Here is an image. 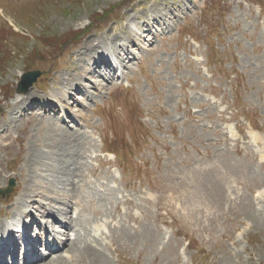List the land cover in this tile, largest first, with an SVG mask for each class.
I'll list each match as a JSON object with an SVG mask.
<instances>
[{"label":"rangeland","instance_id":"1","mask_svg":"<svg viewBox=\"0 0 264 264\" xmlns=\"http://www.w3.org/2000/svg\"><path fill=\"white\" fill-rule=\"evenodd\" d=\"M0 6L34 37L13 35L0 18V166L5 173L15 170L10 179L25 194L16 191L13 201L33 198L30 213L52 223L48 212L68 219L73 205L84 202L85 187L97 208L86 204L101 216L96 210L104 200L85 186L94 177L80 175L84 159L101 178L109 169L92 156L103 147L94 127L139 167L136 176H125L128 188L150 187L155 196L152 229L145 224L138 235L126 227L124 233L132 236L113 234L109 261L91 243L76 239L67 244L73 258L53 259L55 264H184L179 248L187 239L193 240L188 251L194 263L264 264V149L255 151L248 135L230 140L225 123L239 105L257 126L255 137L264 141V17L258 6L244 0H0ZM48 36L61 43L59 51L46 43ZM94 44L99 47L89 48ZM90 49L125 65L124 76L113 81L120 86L97 76L96 70L112 73L91 67ZM189 51L207 57L213 77L199 70ZM33 68L42 71L38 80L25 96L8 102L16 97L20 76ZM43 96L67 111L68 123H56L51 101H37ZM37 104L42 112L26 113ZM14 187L0 195H11ZM143 190L128 193L146 206ZM37 199L54 208L41 209ZM70 223L82 224L78 217ZM168 223L173 233L164 239ZM83 245L90 250L80 254L75 248Z\"/></svg>","mask_w":264,"mask_h":264},{"label":"bare ground","instance_id":"2","mask_svg":"<svg viewBox=\"0 0 264 264\" xmlns=\"http://www.w3.org/2000/svg\"><path fill=\"white\" fill-rule=\"evenodd\" d=\"M123 46V45H122ZM94 47H99V45H97V44H94L93 46H90L89 48H94ZM90 49V50H91ZM122 49H125V48H123L122 47ZM95 50H97V49H94V50H91V51H94V53H96V55L93 53V57H90V59L92 60V64H91V67L93 66V65H95V67H98V68H100L101 66H103L104 65V63H107V62H109V66H103L104 67V70L105 71H110L112 74L111 75H109V76H107V78L109 79L108 81L110 82V79L112 78V77H115V75H114V71H115V68H116V66H119V67H123V66H125V65H122V62H119V64H118V62H117V64H115V66H114V63H112L111 62V60L110 59H108V61H107V59H105V54H103L102 53V51L100 52V53H98V50L97 51H95ZM131 54V53H130ZM96 57V59H93V58H95ZM100 59H103V60H100ZM100 60V61H99ZM130 61H131V59H129ZM129 60H127V62L129 61ZM99 61V62H98ZM98 62V63H97ZM100 64V65H99ZM101 64H103V65H101ZM99 65V66H98ZM122 65V66H121ZM88 66H90V64L89 65H87V67ZM97 72H99V75H97V76H100V77H102L103 75L101 74L102 73V71H98V70H96ZM122 76H124V75H122ZM117 79H118V77H116ZM24 99V98H23ZM37 100V99H36ZM38 102H39V100H37ZM36 101V102H37ZM42 105H43V103H42ZM34 106V105H33ZM55 107V106H54ZM48 108H50V110H54V109H52V107H48ZM75 131V130H74ZM75 132H77V131H75ZM78 133V132H77ZM84 140V138L82 139V141ZM83 163H84V165L85 166H81V168H80V175L81 174H83V173H85V171L87 170L88 171V173L89 174H91L92 173V167H90V166H88L87 164H86V162H85V159L83 160ZM109 176V175H108ZM76 180V178L74 179V181ZM96 181H98V183L96 182ZM96 181L93 183V185H101V183H100V181H99V179H96ZM19 185L20 184H18L17 185V187H16V191H17V194H22V192H20V188H19ZM82 191H83V193H84V195H86V192L84 191V189H82ZM37 194V193H36ZM35 194V195H36ZM34 195V196H35ZM21 197H25V194H22V196ZM21 199V198H20ZM2 200V201H1ZM0 200V202L2 203V204H5V205H14V208L15 209H17L18 208V206L16 205V203H13L11 200L12 199H1ZM89 202V201H88ZM25 205H27L26 204V200H25ZM83 205V204H82ZM45 207V206H44ZM46 208V207H45ZM72 210H73V207H72V209H71V212H72ZM96 210V209H95ZM96 211H98L99 213H100V215H101V217H104V218H100V219H98V222H96V227L97 228H102V227H107V228H109V229H111V225H112V221L114 220V216L113 215H110L108 218H106L105 217V215L100 211V210H96ZM54 212V211H53ZM71 212H70V217L67 219H65V216H63V217H61L60 218V222L63 224V225H65L68 229H70V228H72L70 225H69V222H71V221H73L74 219H76V218H72V215H71ZM43 213H45L44 211H43ZM4 214H8V210L7 209H4V208H0V216H2V215H4ZM46 214V213H45ZM46 216V215H45ZM48 216H51L52 217V220H57L56 219V214L54 213V214H51L50 212H48ZM130 217H132L131 215H130ZM137 222H140L139 221V219L138 218H135V217H133ZM65 219V220H64ZM31 221V220H30ZM103 221H105L106 223H107V225H104L105 223L103 222ZM70 227V228H69ZM124 228H125V226H122V227H120V228H117L116 230L120 233V234H123V236L125 237L127 234H130L128 231H126V233H124ZM29 229H28V224H26V226H24L23 227V229H22V234H21V236L19 237V238H17V237H13V236H10L9 237V239H8V242L10 243V245L9 246H6L5 247V249H4V247H0V264H3L4 262H3V259H4V256H5V254H7V253H9V255H11L12 256V258H13V262L15 263V251H16V249H17V246H18V242H19V239H21L23 242H24V253H25V259H26V263L27 264H34L35 263V261L37 260V253H36V247H37V244H38V239H37V241H33V242H30V240L31 239H35L36 237H33V236H29ZM139 233H137V235H138ZM131 235V234H130ZM132 236V235H131ZM120 239H122V235H120ZM68 241H69V239H67L66 240V245L68 244ZM75 241V240H74ZM87 242V241H86ZM72 243V242H71ZM90 243V242H89ZM111 244H112V241H111ZM70 245V244H69ZM86 245V244H85ZM92 245V244H91ZM72 246V245H71ZM28 247V248H27ZM93 247H95V246H93ZM96 248V247H95ZM96 249H98V248H96ZM71 250H73V251H83L84 253H86V252H88L89 250H90V248H88V247H86V246H82L81 248H79V247H76L75 248V250L74 249H71ZM98 250H100V249H98ZM72 251V252H73ZM101 252H103L102 250H100ZM69 252V251H68ZM82 252V253H83ZM70 253V257H71V259L73 258L71 255V252H69ZM80 254H81V252H80ZM104 254V253H103ZM8 255V254H7ZM55 260H58V261H63V258L61 257V256H59V258H54ZM65 260V259H64ZM5 262H6V256H5ZM63 264V263H62Z\"/></svg>","mask_w":264,"mask_h":264},{"label":"water","instance_id":"3","mask_svg":"<svg viewBox=\"0 0 264 264\" xmlns=\"http://www.w3.org/2000/svg\"><path fill=\"white\" fill-rule=\"evenodd\" d=\"M26 77H29V73L26 74ZM24 79V78H23ZM30 83V82H29ZM23 87L22 86H19V89H22Z\"/></svg>","mask_w":264,"mask_h":264}]
</instances>
